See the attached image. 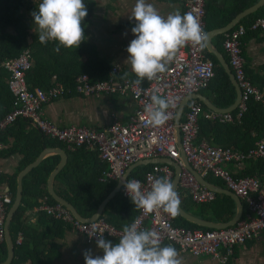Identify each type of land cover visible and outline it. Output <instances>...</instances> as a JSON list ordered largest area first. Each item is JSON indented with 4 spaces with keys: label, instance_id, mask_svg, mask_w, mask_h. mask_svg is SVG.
<instances>
[{
    "label": "built area",
    "instance_id": "obj_1",
    "mask_svg": "<svg viewBox=\"0 0 264 264\" xmlns=\"http://www.w3.org/2000/svg\"><path fill=\"white\" fill-rule=\"evenodd\" d=\"M187 12L197 18L204 31V0H184L181 14ZM246 31H264V3L262 13L247 25L237 23L223 33L221 48L239 88V99L233 109L235 113L204 109L199 101L189 100L177 126L179 145L173 122L177 107L186 95L205 89L213 77L211 60L205 58L202 49L193 45H187L178 51L166 72L158 74L152 81L142 82L139 86H136L133 80L119 78L120 67L114 64L109 67L105 79L90 81L87 74L81 73L73 78L71 88L54 82L47 88L36 87L30 90L25 83V71L30 66L31 58L28 49H22L15 57L0 62V67L7 74V90L12 96L9 110L0 118V133L20 118L27 120L46 138L64 144L67 149L84 145L87 149L95 151L98 159L105 164L99 178L102 182L116 183L136 161L168 158L179 167L177 185L180 193L188 196L193 203L212 201L215 193L201 185L183 166L181 151L185 161L200 177L210 175L218 179L225 189L240 199L245 209L241 217L233 225L224 228L185 229L173 226L171 216L163 209L145 214L136 208V214L129 225L136 222L139 229L157 231L162 244H170L179 252L208 256L224 264L232 255L235 245L254 239L259 234L264 235V174L260 177L236 176L224 167L226 164L237 166L247 160L264 159V132L246 151L213 145L206 141L196 143L195 136L200 115L220 123L238 120L250 100L261 105L264 118V95L249 81L243 70L240 38ZM186 79L190 83H186ZM70 93L80 96H130L135 106L124 122L113 116L108 125L99 129L75 124L57 126L44 117L43 106ZM153 94L166 97L171 102L167 110L169 119L162 126L153 127L148 123L145 105L151 102ZM147 165L148 168L139 177H127L125 181L138 180L144 192L151 189V183L156 178L167 177L171 181L173 168L170 165L164 162ZM118 192L121 197L130 199L124 190L123 182ZM10 203V193L0 190V242L3 240L4 219ZM33 212H43L60 221L69 230L81 235L89 244H96L97 237L90 239L85 229L95 227L104 239L115 240V243L119 242L123 231L100 217L92 221H79L61 204L49 203L47 196L39 198ZM21 241L22 234L18 231L13 243L18 245Z\"/></svg>",
    "mask_w": 264,
    "mask_h": 264
},
{
    "label": "trees",
    "instance_id": "obj_2",
    "mask_svg": "<svg viewBox=\"0 0 264 264\" xmlns=\"http://www.w3.org/2000/svg\"><path fill=\"white\" fill-rule=\"evenodd\" d=\"M83 2L88 13L82 21L84 29L90 19L94 2L93 0H83ZM233 2V6L230 7L211 9L210 5L204 1V31L226 24L236 13L255 2V0H233ZM39 3H41V0H0V62L4 59L15 57L22 49L27 48L31 62L29 68L25 71V83L29 90L36 87L47 88L54 82L71 88L73 86V78L81 73L87 74L90 81L105 79L109 66L97 55L95 47L86 41L85 36L78 48L60 47L58 52L54 50L57 46L55 42L50 41L46 44L39 42L37 26L34 24V18L31 15ZM261 13L262 6L241 18L238 23L247 25ZM254 32L257 31H246L240 38V48L243 39ZM223 38L224 34H219L211 38V40L212 44L226 60L221 48ZM202 51L205 58L211 60L213 64V77L202 91L207 90L209 95L213 94L211 102L216 107H227L233 101L234 89L227 75L217 65L215 58L205 48ZM243 70L249 81L264 95V64L259 65L257 71L248 68L244 64ZM6 75V72L0 67V118L9 110L12 99L11 94L7 90ZM121 77L123 76L120 75L119 78ZM128 79L132 81L136 77H128ZM201 105L205 109L202 103ZM231 113L234 114L235 111L232 110ZM15 122L29 123L27 120L20 118L16 119ZM263 132V109L258 102L250 100L247 102L246 110L238 120L234 119L230 122L220 123L215 119H205L200 115L197 120L195 142L206 141L209 144L246 151L253 146L255 140ZM32 137L35 139L36 146L32 147L33 151H28L24 160L26 162L32 160L39 149L44 146L65 148L68 158L66 164L54 177L58 184V186H55L54 191L59 197L70 203L81 217L87 218L91 216L98 203L115 184L114 181L104 183L98 181L100 173L105 169V164L98 159L95 151L91 150L92 153H86L88 149L84 145L74 149H67L64 144L46 138L37 129L32 131ZM30 143L28 142L26 147H29ZM24 150L26 153L27 149ZM57 158L56 155L44 158L42 162L26 174V178L23 180L20 204L8 224L12 243L18 231L22 234V241L18 245L13 243V255L9 264H49L48 250L51 249L52 243L48 242L49 247L46 250L44 243L30 244L27 239L31 236L32 228L25 225L21 217L27 208L37 204L28 203L27 197L41 198L42 196H47L49 203L55 202L44 188V179L54 167ZM82 159H88L86 170L78 164ZM244 163V170L236 173V176L260 177L264 174V159L247 160ZM147 168L148 165L137 166L130 171L128 177H139ZM80 170L82 171L80 176L69 175L71 172L75 173ZM27 177L31 180H27ZM204 178L210 183L223 187L218 179L210 175H206ZM8 186L12 201L14 192L13 176L9 177ZM177 188L176 192L181 201L180 207L191 215L217 223L225 222L233 215L234 203L227 195L215 193L214 199L210 202L193 203L188 196L179 193ZM244 210L243 206L242 212ZM135 214L136 207L131 200L121 197L120 193L117 192L105 205L100 218L115 228L123 230V227L129 225ZM37 223L42 224L46 229H51L52 227L58 229L67 228L60 221L51 218L43 212L38 213ZM171 224L185 229H207L188 222L177 215L175 217L171 216ZM112 242H115V240H112ZM39 246L44 247L43 252H38L37 248ZM162 246H167V244L163 243ZM5 254V244L2 240L0 242V262L4 259Z\"/></svg>",
    "mask_w": 264,
    "mask_h": 264
},
{
    "label": "crops",
    "instance_id": "obj_3",
    "mask_svg": "<svg viewBox=\"0 0 264 264\" xmlns=\"http://www.w3.org/2000/svg\"><path fill=\"white\" fill-rule=\"evenodd\" d=\"M183 1L184 0H146L147 3L152 4L157 9V11L165 17L169 13L176 10H179L181 13ZM204 1L205 3L210 5L211 9H222L224 7H230L233 6L234 3L233 0ZM93 2L94 6L90 19L84 27V36L86 41L90 44H93L97 55L109 67L111 65L117 64L120 67L121 75L123 77L125 72L129 73V75L125 78L135 77L134 74L131 73L130 64L127 62L129 54L126 49L129 46L130 42L135 39V36L133 35L131 29L135 26L136 22L134 19L130 20L129 15L131 14L136 0H93ZM250 5L251 4H249L248 6ZM248 6L244 8H247ZM241 53L244 64L248 68L257 71L258 66L264 64V31L254 32L247 38L245 37L242 42ZM199 93L211 102L213 94L209 95L207 90L200 91ZM134 106V101L130 96H80L70 93L46 103L43 106V115L44 117H46V119L50 120L57 126L75 124L99 129L108 125L113 116L116 117L118 121L124 122L127 115L134 109ZM34 130L35 129L33 128V126L27 122H15L2 131L0 137L1 191L10 192L8 179L11 176L14 177L15 191L16 176L18 175V173H20L26 166L35 161L42 153L43 154L40 156L37 164L27 170L21 177V198L23 180L24 178H26V174L29 173L32 168L36 167L40 162H42L44 158L53 155H56L58 157L56 163L54 164V167L48 172L44 179L45 190L47 177L50 172L56 167L57 164L60 163L61 165L59 170L66 164L68 158L66 149L57 146H44L39 149L32 160L28 162L24 160V158L27 157L26 154L28 153V151H33L32 147L34 148L36 146L35 139L32 137V131ZM28 142L31 143L29 144V147H26ZM47 148H59L63 151L64 155L61 157L55 151L45 150ZM24 149H27L26 153ZM86 153H92V151L88 149ZM87 160L88 159L80 160L82 164L78 162V164L81 165V167H84L85 170V167H88ZM224 167L230 170L232 173L236 174L244 170L245 163L239 164L237 166L226 164ZM57 172L55 173V175L57 174ZM81 173L82 171L80 170L78 172H71L70 174H68H75L76 176H80ZM55 175L51 179V186L53 190L55 189L56 185L58 186L57 181L54 180ZM100 176L101 173L98 177V181L102 182L99 180ZM27 180L31 179L27 177ZM177 187L178 185H176V188ZM177 190L180 193L179 187L177 188ZM26 200L28 203L33 204L37 203L39 198L27 197ZM34 206L35 205H32L30 208H27L24 211L21 220L25 225L32 228L31 236L27 239L30 244L44 243L46 250L49 247L48 242L52 243L51 249L48 250L49 264H85L84 252L87 250H91V253L94 257L96 255H103V251L99 249L96 244L86 243L81 235L69 230L68 228L62 227L58 229L52 227L51 229H46L42 224H36L38 213L33 212ZM46 236L48 237L45 238ZM112 243L115 244V242ZM37 249L38 252L44 251V247L41 246H39ZM178 253V258L181 259L182 264H221L216 259L208 256H193L189 253H182L179 251ZM224 264H264V235L259 234L254 239L245 241L240 245H235L233 247L232 255Z\"/></svg>",
    "mask_w": 264,
    "mask_h": 264
},
{
    "label": "clouds",
    "instance_id": "obj_4",
    "mask_svg": "<svg viewBox=\"0 0 264 264\" xmlns=\"http://www.w3.org/2000/svg\"><path fill=\"white\" fill-rule=\"evenodd\" d=\"M87 14L83 0H41L31 13L39 42H55L54 50L57 52L60 47L80 46L84 37L82 21ZM129 19L136 22L131 29L135 39L126 49L136 86L145 79L152 81L158 74L166 72L178 51L185 46L206 47L207 34L191 12L182 15L176 10L165 17L146 0H136ZM128 75V72L124 73V77ZM185 82L190 83L187 79ZM170 106L171 102L166 97L153 94L151 102L145 105L148 123L153 127L165 124L169 119L167 110ZM123 187L135 207L145 214L157 209H163L172 217L178 213L181 201L167 177L154 179L147 192L142 191L141 183L135 179L123 180ZM85 230L90 239L97 237V247L103 251L102 256L95 257L91 250L85 251V264H182L175 247L170 244L162 246L157 231L139 229L136 222L123 227L119 242L115 244L98 234L95 227Z\"/></svg>",
    "mask_w": 264,
    "mask_h": 264
},
{
    "label": "water",
    "instance_id": "obj_5",
    "mask_svg": "<svg viewBox=\"0 0 264 264\" xmlns=\"http://www.w3.org/2000/svg\"><path fill=\"white\" fill-rule=\"evenodd\" d=\"M264 3V0H256L253 4H251L250 6H248L247 8H244L243 10H241L239 13H237L230 21H228L226 24L220 26V27H216L210 30L205 31V33L207 34V44L205 47V50L210 53L216 60L217 65L224 71V73L227 75L228 80L230 81L233 89H234V98L232 103L227 106V107H216L215 105H213L207 98H205L204 96H202L200 93H194V94H189L186 95L182 101L179 103L173 122H174V129H175V135L177 138V145H179V141H178V137H179V132H178V122L180 119V116L182 114V111L185 107V105L188 103L189 100L194 99L197 100L199 102H201L207 109L216 111V112H229L232 111L239 99V88L236 84V81L233 77V74L229 68V66L227 65L226 60L224 59V57L222 56V54L217 50V48L212 44L211 42V38H213L216 35L219 34H223L225 32H227L229 29H231V27L233 25H235L236 23H238V21L245 17L246 15L254 12L255 10H257L259 7H261ZM45 150H52L57 152L61 157L64 155L63 151L60 150L59 148H55V149H50L47 148ZM43 154V153H42ZM40 154V156L42 155ZM40 156L33 161L31 164H29L28 166H26L20 173H18V175L16 176V187H15V191H14V196H13V200L11 201L6 214H5V219H4V226H3V242L5 244V249H6V254L4 259L0 262V264H9L11 259H12V255H13V243H12V239L10 237L9 231H8V224L9 221L14 213V211L16 210L20 199H21V177L22 175L29 170L32 166L36 165L38 160L40 159ZM180 158L182 160L183 166L195 177V179L203 186H205L206 188L212 190L214 193H219V194H224L227 195L228 197H230L235 205V210L234 213L232 215V217L225 221V222H221V223H217V222H212L206 219H202L199 217H196L194 215H191L187 212H185L179 205L178 207V213L177 216L185 219L188 222L194 223L200 227H204V228H224L227 226H231L233 225L240 217L242 214V210H243V205L242 202L240 201V199L235 196L231 191L225 189L222 186H218L215 185L213 183H210L209 181H207L205 178L200 177L191 167L190 165L185 161L184 155L183 153L180 151ZM153 162H164L167 163L168 165H170L173 168V176L171 179V182L173 184V190L175 191L177 182H178V172H179V167L170 159L168 158H158V159H154V160H140V161H136L133 164H131L126 171L124 172V174L121 176L120 179H118L114 185V187L108 192V194L100 201V203L97 205L95 211L91 214V216L89 217H81L76 210L73 208V206L68 203L67 201H65L64 199H62L61 197H59L54 190L52 189L51 186V179L53 178V176L55 175V173L59 170L60 168V163L56 165V167L50 172V174L47 177V181H46V191L48 193V195L50 196V198L61 204L63 207H65L70 213L71 215L76 218L79 221H92L94 219H97L102 210L103 207L105 206V204L114 196V194L116 192L119 191V188L123 182V180H125L130 171L132 169H134L137 166H144L147 165L149 163H153Z\"/></svg>",
    "mask_w": 264,
    "mask_h": 264
}]
</instances>
